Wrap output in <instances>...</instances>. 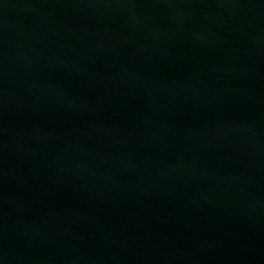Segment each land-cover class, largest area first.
<instances>
[{
    "label": "water",
    "instance_id": "95a60500",
    "mask_svg": "<svg viewBox=\"0 0 264 264\" xmlns=\"http://www.w3.org/2000/svg\"><path fill=\"white\" fill-rule=\"evenodd\" d=\"M0 264H264V0H0Z\"/></svg>",
    "mask_w": 264,
    "mask_h": 264
}]
</instances>
